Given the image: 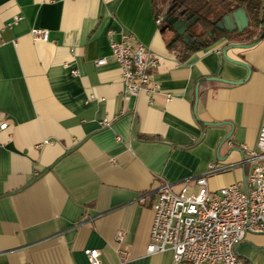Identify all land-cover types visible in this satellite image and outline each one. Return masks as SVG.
<instances>
[{"label":"crops","instance_id":"0c3cea01","mask_svg":"<svg viewBox=\"0 0 264 264\" xmlns=\"http://www.w3.org/2000/svg\"><path fill=\"white\" fill-rule=\"evenodd\" d=\"M159 28L151 0H0V264H89L87 248L102 264H171V251L146 253L159 185L193 188L209 168L211 190L246 177L264 37L180 58ZM125 30L160 58L148 92L124 95L110 43ZM235 253L264 264V233Z\"/></svg>","mask_w":264,"mask_h":264},{"label":"built area","instance_id":"2783aa9c","mask_svg":"<svg viewBox=\"0 0 264 264\" xmlns=\"http://www.w3.org/2000/svg\"><path fill=\"white\" fill-rule=\"evenodd\" d=\"M166 10L155 18L157 26ZM30 35L44 41L49 37L42 28H32ZM110 49L120 69L124 95L150 91L160 58L126 30L119 40L111 41ZM95 63L104 64L105 59L98 58ZM102 125H108L106 118ZM5 126L6 121L0 118V130ZM246 154L245 161L252 164L246 177L217 190H211L207 181L213 168L195 176L193 188L186 182L160 184L152 206L146 253L171 251V264H243L235 247L248 232L264 233V115L256 147L247 149ZM84 253L89 264H102L96 248H87Z\"/></svg>","mask_w":264,"mask_h":264},{"label":"trees","instance_id":"16d2710c","mask_svg":"<svg viewBox=\"0 0 264 264\" xmlns=\"http://www.w3.org/2000/svg\"><path fill=\"white\" fill-rule=\"evenodd\" d=\"M173 3L185 9L187 14L192 13L197 16L195 23L188 30V35L198 41L186 44L179 39L170 46L180 58L207 48L222 38L230 43H249L257 38L264 28V0H151L154 18L163 14ZM239 8H243L249 18L246 29L232 33L215 29L213 36L208 35L223 15Z\"/></svg>","mask_w":264,"mask_h":264},{"label":"water","instance_id":"95a60500","mask_svg":"<svg viewBox=\"0 0 264 264\" xmlns=\"http://www.w3.org/2000/svg\"><path fill=\"white\" fill-rule=\"evenodd\" d=\"M197 19L196 15L192 13L187 14L185 9H181L179 5L173 3L170 5L163 18V23L159 28L160 33L169 32L171 34L166 47L169 48L173 43L181 39L186 44H191L197 39L193 40L188 35V30L193 26ZM249 25V18L246 11L243 8L233 10L223 15L222 19L215 23V28L208 32L209 36H213L215 29L225 31L227 33L241 32L246 29ZM264 37V28L257 38L249 43L230 44L228 47H241L248 48L258 43ZM228 48H225L222 52L223 56L226 57ZM229 61H232L228 59ZM237 64H242L249 68L247 64L241 62L232 61ZM227 138L224 139V141Z\"/></svg>","mask_w":264,"mask_h":264}]
</instances>
